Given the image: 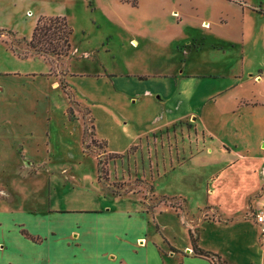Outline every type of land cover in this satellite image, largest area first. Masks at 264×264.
<instances>
[{
    "label": "rangeland",
    "instance_id": "rangeland-1",
    "mask_svg": "<svg viewBox=\"0 0 264 264\" xmlns=\"http://www.w3.org/2000/svg\"><path fill=\"white\" fill-rule=\"evenodd\" d=\"M247 1L261 3L264 8V0ZM128 4H114L113 0H0V241H6L9 247L8 251L0 252L1 261L18 264V250L29 252L20 247L21 241L16 235L4 230L12 216L8 204H19L23 196V207L40 208L47 201L49 187L51 191L52 186L58 185L57 191L67 192L66 200L57 202L62 209L91 207L102 195L107 196L108 203L113 197L130 195L139 199L142 212H134L138 205H132L130 218L117 215L109 220L118 235L108 246H105L108 242L91 243L86 239L85 249L77 251L75 259L69 249L60 247L57 259L50 264H115L103 255L106 249L114 251L125 264H171L172 253L187 254L185 244L189 243L190 232L197 244L199 234H203L208 244L220 249L221 254L232 258L236 264H263L261 250L251 245L249 234L217 224L201 227L202 221L227 217L206 202L209 196L218 197L217 193H207L217 175L212 174L213 170L225 161L237 160L236 164L242 166L250 164L253 160L243 159L245 155L262 157L259 161L264 158V104L252 106L237 101L254 98L264 103V37L255 31L260 16L251 15L252 19H248L254 34L248 40L237 41L221 51L206 47L190 56L193 71L212 76L217 72L224 77L216 80L202 76L200 79L204 81L183 92L173 87L168 79L154 77L135 81L133 85L137 89L152 88L153 97L148 99L152 102L150 107L156 106L157 112L146 109L144 94L136 96L141 104L142 119H131L132 122L127 119L125 126L115 120L106 102L91 99L86 88L74 92L70 88L63 89L64 101L68 103L64 113L70 121L62 114L63 99L46 87L50 83L39 77L32 80L31 75L24 76L46 66L41 58L21 57L23 54L37 55L25 38L30 36L41 16H64L71 25V50L76 57L69 56L68 63L74 70L82 73L86 70L84 66L89 64V58L79 55L82 49L108 43V47L101 46L93 66H98L100 59L108 71L117 74H151L154 61L150 56L149 24ZM137 23L147 30L134 28ZM132 38L138 42H132ZM109 48L112 51L103 55L102 51ZM45 55L52 76L66 70L61 58L55 59L53 53ZM89 69L91 72L100 70L90 65ZM13 72L21 75L13 76ZM82 79L85 84L89 81L88 77ZM231 81L233 86L229 89L208 98L218 93H213L216 86L230 85ZM189 82L194 85L197 81ZM180 100L182 105L176 108ZM133 102L131 98V104L126 103V107ZM161 112L163 116L157 120L150 114L147 116ZM164 121L169 124H163ZM95 135L106 139L107 146ZM131 144H135L136 149L128 150ZM80 146L82 158L76 157L80 154ZM108 151L122 153V157H115ZM9 186L15 191H9ZM8 198H13L14 202L7 203L5 199ZM43 209L51 211L48 205L39 210ZM109 211L104 204L95 213L103 215ZM18 218H23L28 225L26 228L39 235L51 224L46 221L37 226L40 224L29 213ZM104 221L101 219L97 225L101 226ZM203 227L206 228L202 233ZM74 228L65 239L69 244L77 243L74 237L80 223ZM258 228L259 239L264 245V232L260 226ZM139 236L136 247L134 241ZM46 246L37 248L38 253L36 251L29 258L39 257L47 248L49 251L48 243ZM90 247L96 251L93 257H90ZM207 258L212 263V260L217 261L216 257ZM225 258L222 255L213 264H234ZM201 261L195 257L185 258L182 264H207Z\"/></svg>",
    "mask_w": 264,
    "mask_h": 264
},
{
    "label": "crops",
    "instance_id": "crops-1",
    "mask_svg": "<svg viewBox=\"0 0 264 264\" xmlns=\"http://www.w3.org/2000/svg\"><path fill=\"white\" fill-rule=\"evenodd\" d=\"M113 2L114 4L121 2L123 4L129 5L127 2L125 3L120 0H113ZM257 7L264 10L261 3L256 5L248 2L247 0H138L137 5L132 6V8L138 12V16L142 17V20L149 24V30L152 36V39H150L152 45L150 56L152 57L154 64L152 65L153 69L151 70L153 72H151V74H117L108 71L100 59L98 66H93L95 64V57L100 55V50H102L101 46H110L108 43H101L100 45L97 44L93 47L82 49V53L78 51L79 55L82 54L85 56V58H89L87 59L89 60V64L86 63L88 65L84 66L86 70L82 73L74 70L72 68V64L68 63V59L70 58L69 56L76 57L75 52H72L71 50L67 56L61 57L64 65L66 66V70H64L63 73L58 72V74H56L58 77L56 75L52 76L50 74L49 60L43 55L28 56L43 59L46 63V66L41 69V71L26 73L24 76L31 75L29 78L32 80L38 77L40 79H44L45 83H50V85L48 84L46 87L52 91H55L57 95L63 99V101L65 98L63 94L65 92H63V89L70 88L74 92L77 89L79 90L86 88L85 91L88 92L91 99L97 98V100L106 102L112 109V114L115 120L117 122L120 121L121 124L125 126L127 124V119L131 122L132 120L141 121L142 119L140 116V114L143 115L141 112V104H139V101H136V96H142V94H144L146 96L147 102L146 109L155 110L153 113L157 112L156 106L150 107L152 102L148 99L153 97L154 91L152 88L147 87L142 90L139 87L137 89L136 86L133 85L135 81L146 80L154 77L168 79L172 81L173 87L175 86L178 88L179 92H183V90H187L191 86L196 87L197 83L204 81L200 79L202 76L204 78L210 77L209 79L216 80H218L219 77H224L217 72L214 73V76H212L209 74H198L197 72L193 71L190 67V56L192 53L202 51L206 47H209L214 51H221L223 50L222 48L229 47L235 44L237 41L248 40L251 34H253L252 27L249 25L248 21V19H252L251 15L260 16L259 24L255 31L258 36L264 37V16H261L264 15V13L257 11L255 9ZM134 28H140L142 31L147 30L146 26H143L141 23H137ZM30 36L25 39L29 40ZM131 41L138 42V39L132 38ZM107 51L110 52L112 49H104L102 51L103 55L104 53H107ZM111 55L113 56V54ZM55 59L58 60L56 56ZM89 65L91 68L99 67L100 70L91 72L89 71ZM60 66L61 64H59V67ZM70 67L71 69H69ZM12 74L13 76L16 75V77L21 75V73L18 72H13ZM232 76L238 77L239 75L233 74ZM84 77L89 78V81L86 84L85 82H82L84 80L82 78ZM256 77L257 75L254 76V78ZM123 79H127V81ZM193 79L197 81L194 85L189 82L194 81ZM126 83L128 84L126 85ZM221 83H223V81H220V84ZM232 83L233 81H231L230 85L216 86L213 93H218L209 96L208 98H212L215 95H218L229 89L231 86H233L231 85ZM102 88H105V90L103 91ZM131 98L134 99L133 104L126 107V103L129 102L131 104ZM237 101L238 103L252 106L264 104L262 101H258L254 98H240L237 99ZM182 102V100L178 101L176 108L180 107ZM67 104L68 103L64 101L61 108L64 118L67 117L66 113H64ZM134 109H138L139 111H135ZM153 113H148L147 116L150 114L153 120H157V118H161L163 116L162 112L161 114L157 113V115ZM67 119L70 120L68 117ZM71 124H74L76 127L74 121H72ZM163 124L169 123L164 121ZM203 132L204 131L202 130V134L205 135ZM97 138L100 140L102 139L99 137ZM104 140L107 142L106 139ZM48 151L53 153L50 151V149H48ZM79 151L80 154H78L76 157H84L81 146ZM108 152L110 153L114 151ZM246 157L253 161H251L250 164L243 166L236 164L238 163L237 160L225 161L218 169L215 168L213 170L212 174L217 175L212 179V184L207 189V193H209L208 195H216L217 193L218 197L216 196V198H211L209 196V202L208 199L206 202L211 206H216L219 208L227 217L216 221H202L201 227L207 224H217L222 226H230L234 230L238 229L237 231L240 230L239 233L249 234L250 240L253 241L251 245L256 246L261 250L263 258L262 263L264 264V245L259 239V224L253 217V213L264 206V158L259 161V159L262 157L252 158L245 155L243 156V159H246ZM97 182H99L98 178ZM62 186H64V184H62ZM57 188L58 185L54 187L52 186L51 191L53 190V192H51L49 187V191L47 192V201L40 207L42 208L43 206L48 205L51 211H45V209L39 210L40 208H35V206L32 205L28 206L31 209L23 207V196L19 198L20 203H17L16 205L10 203L14 202L13 198L5 199L7 203H10L8 204L9 212H11L12 216L9 221V225L5 227L4 230L7 234L16 235L21 241L19 244L20 247H22L23 250L26 248L29 251L28 254H25L26 252L18 250V264H50L54 262L55 259H57V253L60 247L62 250L69 249L72 257L75 259L77 251L80 252L81 250L85 249L86 239H90L91 243L94 241L108 242L107 245H105L108 246L112 238L118 235V232H116L114 226L109 220H112L117 215H121L124 218H130L133 213L131 208L132 205H138L137 209L134 207V210H136L134 212H142L139 208L141 206L139 199L130 195L113 197L110 203L106 202L107 196L102 195V197H100L101 200L98 201L96 198V201L92 202L91 207L71 206L69 209H66L68 207L62 209L59 204L57 205V202H59V200H66L67 192L62 193L60 192L61 190L57 191ZM13 189L15 191V188H11V186H9V191ZM18 192L17 194L19 195ZM25 197L27 196L25 195ZM104 204L110 211L104 213L103 215L95 213L96 209L104 206ZM64 210L70 211V213L64 212ZM25 213H29L30 216L33 217L34 221L40 224L37 226H41L43 224L42 222L46 221L51 222V224L47 226V230L42 233V235H39V233H36V231H33L31 228V230L26 228L28 225L26 226V223L23 222V218H18L23 217ZM242 215L243 217H241ZM101 219H104L105 221L101 226H98L97 222ZM78 222L80 223V229L77 230V235L74 238L76 239L77 243H79L69 244L65 239H67V236L72 233V231L75 229V224ZM1 224L2 223L0 222V226ZM205 228L206 227L202 228V233L205 231ZM22 229L27 230L32 236H39L41 240L35 242L29 237H26L21 232ZM213 231L215 233L216 230ZM125 232L126 231L124 230V235L126 234ZM207 237L211 238L209 235H207ZM139 238H141V236L137 237L134 241L135 246V242ZM203 238H205L203 234H199L198 244L201 248L212 253H216L221 257L223 255L229 261H231V263L236 264L232 258L221 254L220 249L208 244ZM59 239L62 241L60 244H57L56 242H59ZM5 243L6 241H0V252L2 253L8 251L9 249L8 245ZM17 243H19V241ZM47 243L50 247L49 251L47 248L46 253L41 252L39 257L29 258L32 256V254H35L37 248L47 247ZM185 247L187 249V254L181 256L179 254L172 253L170 255L171 257H174V260L171 264H182L185 258L187 259L194 257L202 259L201 262L203 263L213 264L207 257L197 256L193 253L190 240L188 244H185ZM136 249L138 250V248ZM89 250V253L92 251L90 257H93V255L96 253L94 247H90ZM103 255L106 256V259L113 260L115 264H119L120 262L124 263L123 259L112 250H104ZM93 261L94 260L92 259L91 262ZM0 264L15 263L12 261L3 263L0 259Z\"/></svg>",
    "mask_w": 264,
    "mask_h": 264
},
{
    "label": "trees",
    "instance_id": "trees-1",
    "mask_svg": "<svg viewBox=\"0 0 264 264\" xmlns=\"http://www.w3.org/2000/svg\"><path fill=\"white\" fill-rule=\"evenodd\" d=\"M130 3L132 6L137 5V0H123ZM257 11L264 13V10L257 7ZM73 29L71 25L67 22L64 16H41L37 19L34 29L31 33L29 40H27L28 46L35 51L37 55H43L47 53H53L57 58L67 56L71 51V34ZM34 55V54H33ZM31 55L23 54L21 57L25 58ZM103 143L104 146H107V143L104 139L99 140ZM136 145L133 144L129 147L128 150L136 149ZM109 154L114 155L115 157H122V153L110 152ZM21 232L26 236L32 239L35 242L41 240L39 236H32L28 233L27 230L22 229ZM190 244L192 251L197 256L202 257H216L217 261L220 260V256L216 253H212L208 250L201 248L196 243V238L193 236L192 232L189 234ZM213 263L214 260H212Z\"/></svg>",
    "mask_w": 264,
    "mask_h": 264
},
{
    "label": "built area",
    "instance_id": "built-area-1",
    "mask_svg": "<svg viewBox=\"0 0 264 264\" xmlns=\"http://www.w3.org/2000/svg\"><path fill=\"white\" fill-rule=\"evenodd\" d=\"M254 219L264 232V206L255 212Z\"/></svg>",
    "mask_w": 264,
    "mask_h": 264
}]
</instances>
